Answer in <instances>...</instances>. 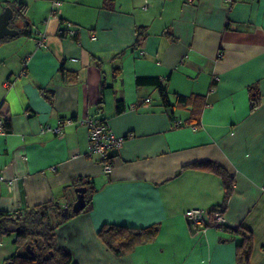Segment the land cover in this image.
<instances>
[{
  "label": "crops",
  "instance_id": "obj_1",
  "mask_svg": "<svg viewBox=\"0 0 264 264\" xmlns=\"http://www.w3.org/2000/svg\"><path fill=\"white\" fill-rule=\"evenodd\" d=\"M58 1L52 14L53 0H0V13L27 6L11 27L29 30L0 38V210L68 207L82 188L74 181L88 177L92 210L56 229L77 264H236L239 235L185 216L222 201L219 175L185 168L211 160L235 180L224 225L250 229V263L264 264V0ZM146 77L164 80L168 108L156 86L136 83ZM251 86L261 97L254 109ZM86 117L125 137L107 173L87 154ZM103 223L159 231L115 256L97 235ZM10 236L0 264L16 251Z\"/></svg>",
  "mask_w": 264,
  "mask_h": 264
},
{
  "label": "trees",
  "instance_id": "obj_2",
  "mask_svg": "<svg viewBox=\"0 0 264 264\" xmlns=\"http://www.w3.org/2000/svg\"><path fill=\"white\" fill-rule=\"evenodd\" d=\"M13 7L17 18L23 19L27 6L24 3H14ZM12 22L13 20L10 22V26ZM142 31V29L139 31L137 43L144 36L141 33ZM27 33L29 34V30L19 29V34ZM114 71L117 73L116 68ZM59 72L67 83H75L77 81L78 74L76 71L68 70L61 65ZM136 83L138 85L152 84L156 86L164 106L167 108L170 106L163 79L159 77L137 78ZM248 91L250 95V108L254 109L260 104L261 97L256 94L253 86ZM182 99L184 97H177L178 101ZM124 109L125 105L123 101L117 100L115 112L119 113ZM185 168L207 170L221 177L224 186L222 201L204 213L206 225H215L212 215L215 213L224 214L226 211L229 199L235 188L234 177L223 166L211 160L196 161L186 165ZM72 186L84 189L86 204L79 211H73V204L68 207H62L57 202L52 201L16 211L0 210V241L5 235L14 234L15 238L13 242L17 247L16 251L5 259V264L8 261H12L13 264H77L69 249L59 243L56 229L78 213L91 211L94 206L93 196L96 193V189L93 181L88 177L76 178ZM53 217L55 218L54 221H52ZM217 226L239 235V240L236 244V264H251L250 255L253 248L252 231L243 226L232 227L224 224ZM158 231L159 224L156 223L144 227L103 223L98 228L97 235L115 256H123L129 254L138 245L152 242ZM25 246L26 250L23 253H19L18 249L21 247L25 248ZM29 249L33 251L31 254L28 253Z\"/></svg>",
  "mask_w": 264,
  "mask_h": 264
},
{
  "label": "built area",
  "instance_id": "obj_3",
  "mask_svg": "<svg viewBox=\"0 0 264 264\" xmlns=\"http://www.w3.org/2000/svg\"><path fill=\"white\" fill-rule=\"evenodd\" d=\"M60 2L58 0H53L51 13L56 14L59 12ZM70 31V30H69ZM70 33H74L70 31ZM94 38L95 36L92 35ZM41 43V42H40ZM149 100V98H147ZM8 120V114L0 111V132H3L5 122ZM65 123H70L71 119L63 121ZM63 122L60 125L64 124ZM88 132V156L99 161L102 165L104 172H109L112 169V161L110 160V151L115 148H120L123 145L125 137L115 135L106 125L105 121L96 117H86L81 120ZM174 126H180L178 120H174ZM58 132L61 131L59 127ZM13 180H10V185L13 184ZM205 210L201 208H192L185 211L186 218L195 226L201 227L205 230L206 223L204 221ZM215 225L224 224V216L220 213H215L212 215Z\"/></svg>",
  "mask_w": 264,
  "mask_h": 264
},
{
  "label": "water",
  "instance_id": "obj_4",
  "mask_svg": "<svg viewBox=\"0 0 264 264\" xmlns=\"http://www.w3.org/2000/svg\"><path fill=\"white\" fill-rule=\"evenodd\" d=\"M18 20L17 16L14 14V10L11 5H7L4 7L3 11L0 13V38L4 36H15L19 33V29L13 28L10 26V22ZM77 199L73 204V211H79L84 208L86 201L84 197V189L78 188L77 189ZM28 248V246H27ZM32 249L28 250V253H32ZM6 264H13L12 261H8Z\"/></svg>",
  "mask_w": 264,
  "mask_h": 264
},
{
  "label": "rangeland",
  "instance_id": "obj_5",
  "mask_svg": "<svg viewBox=\"0 0 264 264\" xmlns=\"http://www.w3.org/2000/svg\"><path fill=\"white\" fill-rule=\"evenodd\" d=\"M18 20H20V19H18ZM16 21H17V20H16ZM14 22H15V21H14ZM23 22H24V20H23ZM25 23H26V21H25ZM54 220H55V218L53 217V218H52V221H54ZM12 235H13L12 237L15 238L14 234H12ZM10 237H11L10 235H5V236L3 237L2 240L7 241V244H8V243H10ZM8 241H9V242H8ZM25 250H26V246H25V248H24V247L19 248V249H18V252H19V253H23Z\"/></svg>",
  "mask_w": 264,
  "mask_h": 264
}]
</instances>
